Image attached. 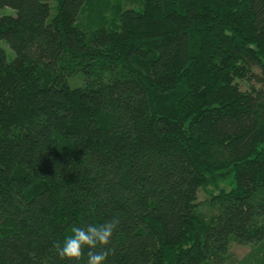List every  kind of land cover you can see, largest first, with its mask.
Returning <instances> with one entry per match:
<instances>
[{
  "label": "trees",
  "instance_id": "obj_1",
  "mask_svg": "<svg viewBox=\"0 0 264 264\" xmlns=\"http://www.w3.org/2000/svg\"><path fill=\"white\" fill-rule=\"evenodd\" d=\"M88 2L0 0V264H86L53 243L116 216L105 264L264 243V0H141L95 28Z\"/></svg>",
  "mask_w": 264,
  "mask_h": 264
},
{
  "label": "rangeland",
  "instance_id": "obj_2",
  "mask_svg": "<svg viewBox=\"0 0 264 264\" xmlns=\"http://www.w3.org/2000/svg\"><path fill=\"white\" fill-rule=\"evenodd\" d=\"M141 0H89L87 6L83 9L80 22L81 25L87 28H95L101 25H113L116 22L119 10L126 7L140 8ZM50 11V17L55 14V8ZM15 14L12 7H4L0 9V15ZM0 45L6 50L8 58H13L15 52L10 48L6 41H1ZM84 83L82 75L72 76L68 79V84L71 87L79 86ZM240 86L245 89L249 85H258L256 78H244L238 81ZM222 189H229L228 182L221 185ZM216 192L213 186L202 188L198 191L197 207L200 213L204 216L207 222L215 219L220 206L212 200V194ZM206 264H212L207 262ZM224 264H264V243L256 246L243 245L233 242L230 246L229 255Z\"/></svg>",
  "mask_w": 264,
  "mask_h": 264
},
{
  "label": "clouds",
  "instance_id": "obj_3",
  "mask_svg": "<svg viewBox=\"0 0 264 264\" xmlns=\"http://www.w3.org/2000/svg\"><path fill=\"white\" fill-rule=\"evenodd\" d=\"M119 224L120 219L116 216L99 225L72 226L71 235L66 236L62 243L54 242L53 249L60 259L79 262L87 248L86 264H105L107 258L114 254V248L109 245Z\"/></svg>",
  "mask_w": 264,
  "mask_h": 264
}]
</instances>
